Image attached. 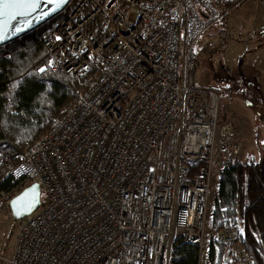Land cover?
Listing matches in <instances>:
<instances>
[{"label":"built area","instance_id":"built-area-1","mask_svg":"<svg viewBox=\"0 0 264 264\" xmlns=\"http://www.w3.org/2000/svg\"><path fill=\"white\" fill-rule=\"evenodd\" d=\"M218 18L208 0H74L42 35L52 71L98 72L30 146L0 150L14 187L45 195L5 264H170L177 239L201 264L220 102L196 84L194 48ZM214 239L227 264H254L234 230Z\"/></svg>","mask_w":264,"mask_h":264},{"label":"trees","instance_id":"trees-1","mask_svg":"<svg viewBox=\"0 0 264 264\" xmlns=\"http://www.w3.org/2000/svg\"><path fill=\"white\" fill-rule=\"evenodd\" d=\"M73 1L40 26L0 46V56L6 53L11 56L0 71V150L10 157L46 133L98 72L92 65L86 75L75 77L52 71L47 65L40 39L67 15ZM220 1L231 8L243 0ZM16 162L11 160L0 167V192L14 187L9 170ZM200 165L192 168V174ZM210 226L216 231L235 228L237 240L249 252L253 263L264 264V155L245 162L230 156L225 158L219 172ZM225 247L211 240V264H222ZM197 261L195 244L182 239L172 242L170 264H197Z\"/></svg>","mask_w":264,"mask_h":264},{"label":"rangeland","instance_id":"rangeland-1","mask_svg":"<svg viewBox=\"0 0 264 264\" xmlns=\"http://www.w3.org/2000/svg\"><path fill=\"white\" fill-rule=\"evenodd\" d=\"M208 1L219 18L200 35L194 48L195 81L216 90L222 109L214 143L215 163L201 264H211L209 248L216 230L210 226V216L225 158L245 162L264 155V0H243L231 8L220 0ZM198 8L204 11L201 5ZM18 191L14 187L0 192V264H5L4 258L14 248L16 222L22 219H14L9 208V200ZM44 200L41 189V202ZM231 229L237 238V230ZM228 258L226 246L222 264H227Z\"/></svg>","mask_w":264,"mask_h":264},{"label":"water","instance_id":"water-1","mask_svg":"<svg viewBox=\"0 0 264 264\" xmlns=\"http://www.w3.org/2000/svg\"><path fill=\"white\" fill-rule=\"evenodd\" d=\"M70 1L71 0H66V2L59 7V9L50 12V14L44 17L43 19L33 20V17L40 15L41 12L54 7L53 5H48L44 3L43 0H41L39 8L35 12L31 13L27 17L19 16L17 17L16 20L10 22V24L8 25V31L5 33L7 38L3 41H0V46L40 26L41 24L49 20L51 17L55 16L56 14L64 10L65 7L70 3ZM26 21H32V22L29 24L28 27L25 28L24 24ZM16 27L22 28L23 30L13 35L12 33L15 31ZM33 197L35 198L36 201L35 204L30 210L25 211L24 209L26 203L29 200H31ZM40 203H41V188L39 183L37 181H34L29 185H27L26 187H24L22 190H20L13 197H11V199L9 200V208L14 219H21L29 215L30 213L34 212L35 210H37L38 207L40 206ZM17 212H19L20 214L17 215L16 214Z\"/></svg>","mask_w":264,"mask_h":264},{"label":"snow or ice","instance_id":"snow-or-ice-1","mask_svg":"<svg viewBox=\"0 0 264 264\" xmlns=\"http://www.w3.org/2000/svg\"><path fill=\"white\" fill-rule=\"evenodd\" d=\"M43 2L54 7L41 12L40 15L33 17V20H40L48 16L50 12L59 9L66 0H43ZM40 3L41 0H0V41L7 38L5 33L8 31V25L11 21L16 20L19 16H29L39 8ZM31 22L26 21L24 27H28ZM22 30V28L16 27L12 34L15 35ZM35 202V198L33 197L26 203L24 210H30ZM16 214L19 215L20 213L17 212Z\"/></svg>","mask_w":264,"mask_h":264},{"label":"bare ground","instance_id":"bare-ground-1","mask_svg":"<svg viewBox=\"0 0 264 264\" xmlns=\"http://www.w3.org/2000/svg\"><path fill=\"white\" fill-rule=\"evenodd\" d=\"M11 164V163H10ZM7 165H8V163H7ZM13 165V164H12ZM6 174V173H5Z\"/></svg>","mask_w":264,"mask_h":264}]
</instances>
